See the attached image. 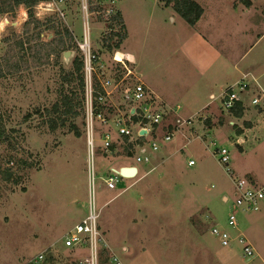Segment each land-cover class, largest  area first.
<instances>
[{
  "label": "rangeland",
  "instance_id": "rangeland-1",
  "mask_svg": "<svg viewBox=\"0 0 264 264\" xmlns=\"http://www.w3.org/2000/svg\"><path fill=\"white\" fill-rule=\"evenodd\" d=\"M195 1L206 11L204 18L213 20L209 24L202 20L196 29L156 3L162 0H140L136 8L127 0L131 2L126 17L131 34L116 49L136 54L137 63L136 73L123 80V85L142 79V73L150 86L179 93L192 88L194 73L201 72L214 82L211 90L217 96L225 87L220 83L244 74L252 80L251 89L243 94L249 100L256 92L254 80L264 85V0H250V4L244 0ZM46 2L34 7L41 22L38 27L30 24L25 30L23 6L0 15V121L5 132L0 141V264H88L87 244L72 248L63 244L67 231L87 211L89 147L83 98L77 79L69 80L67 75L79 52L74 39H64L67 48L52 53L45 45L65 29L80 38L82 15L78 0L49 7ZM110 5L111 0H104L105 8ZM57 8L65 12V18L56 15ZM89 32L100 57L94 86L107 76H122L126 70L113 59V48L106 44L109 29L96 12L90 14ZM116 58L120 59L119 53ZM64 96L71 98L76 114L66 115L62 106L54 107ZM211 100L209 111L193 114V120L180 126L190 142L178 149L176 143L185 140L177 133L175 141L161 143L150 164H138L139 173L123 180L128 188L107 190L102 179L95 180L96 185L100 183L96 188L97 227L103 242L98 244L97 264H264V211L237 213V229L255 250L249 261L236 241L222 246L210 232L216 224L232 237L238 233L227 225L235 179L245 177L264 184V103L247 108L232 130L227 121L234 118L222 116L229 112L218 99ZM111 108L104 112L108 122L94 120L93 127L94 171L104 176L112 169L135 166L134 152L126 154L114 129L115 121L127 120L129 113ZM204 113L212 118L205 119ZM175 116L158 133L175 125ZM216 118L223 119L222 128ZM210 119L215 121L208 125ZM246 123L254 128L245 130ZM238 129L250 132L241 147L229 143L238 136ZM108 131L113 149L103 147V133ZM212 141L229 148L228 164L219 160ZM174 145L177 153H172ZM189 158L194 164H187Z\"/></svg>",
  "mask_w": 264,
  "mask_h": 264
},
{
  "label": "built area",
  "instance_id": "built-area-1",
  "mask_svg": "<svg viewBox=\"0 0 264 264\" xmlns=\"http://www.w3.org/2000/svg\"><path fill=\"white\" fill-rule=\"evenodd\" d=\"M67 0H48L46 3L49 6H54L58 4H63ZM90 0H78L79 9L82 15V34L80 38H76L73 34V39L75 40L76 48L79 52L80 59L82 60V73L84 78V98H83V111H84V121L86 124L87 132V143L89 147L88 152V183H87V211L86 214L78 221L76 224L67 231L63 238V244L66 247L72 248L76 245L87 244L89 250V256L85 258L88 264H97L98 259V244L102 242V235L97 227V220L99 217V211L96 206V188L100 186L95 184V180L102 179V183L105 189L114 191H123L127 186H123V180L129 179L120 174L119 170L112 169L110 174L106 176L102 174H96L94 171V151H93V127L94 120H99L101 123H107L108 119L104 115L102 109L97 110L96 104L101 105L105 108L107 100L106 87L109 86L110 81L108 79L100 82V88L102 91H95V86L93 84V74L96 70V64L99 60V55L94 51L91 43V37L89 32V17L91 14L89 8ZM104 0H101V5L103 6ZM115 0H111V5L105 8L103 11V18H107L115 13L113 10V4ZM56 15L65 18V12L57 8ZM115 30V29H113ZM115 60L122 62V58H116V54L113 56ZM127 58V57H126ZM123 63V62H122ZM131 73V71H127ZM250 78V75H249ZM248 78V75H242L240 79L235 82L225 86L217 96H212L211 99H218L222 109L230 112L237 103L243 102V94L248 92L251 87L252 80ZM254 85L256 86V92L252 94L250 98V103L252 105H260L264 103V88L258 85L257 81L254 80ZM147 88L142 82H135L131 86H128L124 92V100L128 106L129 113V124L123 125L116 122V132L121 136H126V144L130 145V150L134 152L133 160L135 166L138 164H150L152 162V155L160 148L161 143H166L169 141H175L177 139V133L182 136L181 145L176 143L178 149H182L184 145H187L191 137L184 134L180 130V126L183 123H189L193 120L192 117L188 119L175 120V125L170 129L158 133L157 126L161 125L165 117L171 108L166 105H156L152 104V101L148 100ZM200 115V114H199ZM131 116L136 117V121H132ZM200 117V116H199ZM146 129L144 134H151V137L147 141H140L141 136L140 130ZM112 139L111 133L104 132L102 143L103 147L107 148L110 145V140ZM215 145V153L221 162L229 163V148L226 145H217L215 141L211 142ZM230 145H242L244 143V137L238 135L235 136ZM176 145L172 147V153H177ZM188 165L194 164L193 159L187 160ZM136 173L135 175H137ZM133 178V177H130ZM225 200H229L227 197ZM264 211V184H257L253 182L250 178L241 177L234 180V197L230 205V211L227 216V225L237 229V213L238 212H260ZM238 231V229H237ZM212 235L218 238L222 246H230L232 241H236L241 245L242 254L246 260H251L255 257V250L251 243L249 242L247 236L238 231L236 236L232 237L229 232L224 228L214 225L211 228ZM103 244V242L101 243ZM42 257V255H39ZM112 259H116L113 258ZM117 263L119 261H116Z\"/></svg>",
  "mask_w": 264,
  "mask_h": 264
},
{
  "label": "crops",
  "instance_id": "crops-1",
  "mask_svg": "<svg viewBox=\"0 0 264 264\" xmlns=\"http://www.w3.org/2000/svg\"><path fill=\"white\" fill-rule=\"evenodd\" d=\"M128 1H130V0H128ZM131 1H132V4L135 5V8L137 6H139L138 3L140 2V0L139 1L138 0H131ZM135 2H136V4H135ZM162 2H160V3L159 2H156V3L159 4L161 7H163V9L167 10L170 14H172V12L175 13V11L173 10L172 7H170L168 5L162 6V5L165 4L164 2L163 3ZM128 4L131 5V2L130 3H127V0H120V1L118 0V3L115 6H113V7H115V10L114 11L115 12H118L121 15L122 20H123V24H124V30H123L124 36L121 37V39L119 40V45H124L126 43V41L129 39V36L131 34V33H128V25L129 24H128V20L126 18L128 16V13H129L128 12V7H127ZM19 6H23V5H19ZM229 11L230 12L233 11L232 8H230ZM205 15H206V11L203 10V13H202L200 19L195 24H193V25H189L188 24V26H190L191 28L196 29V27L199 25V23H201L202 20L204 21V19H205L204 16ZM205 20H206V24H209V22L212 19H211V17H209L208 19H205ZM219 20H220V18L217 15L216 21L218 23H219ZM170 21L174 22L175 21L174 17H171L170 16ZM111 43H112L111 45H112V48H113V51H114V55L116 53H119L120 54V57L122 58V62L123 63L120 62V61H118V60H115V61L120 62L121 65L124 67V69L126 71L123 72V75L122 76H118L115 79L114 78H111L109 76H107V77L104 78V80L105 79H108L110 81V84H109V86H107L105 88L106 89V92H107V100H106L105 109L103 111H107V110L108 111H111L112 110L111 106L112 107H115L118 111H121L122 109H124V110L127 111L128 110V106H127V103L125 102L123 96H124L125 89L128 87V85H123L122 81L125 80L128 76L134 75L136 73V65L135 64L137 63V56H136V54H133V53H131L129 51L122 52V51L116 49L114 47V44L116 43L114 39L111 41ZM92 47H93V45H92ZM93 49L98 54V51L95 50V48H93ZM190 64H191V66L195 67L191 62H190ZM235 65L236 64H234V66ZM128 70L131 71V73H127ZM139 76L140 77L142 76V79L138 77L139 79L137 78V82H142L145 85V87L148 89L147 90L148 100L149 101H152V104H156V105L162 104V105H166V106H168V107L171 108V112H169L167 114V116L163 120L162 124L159 125V126H157V130H156L157 132H158L159 129H163L164 126L166 127L169 124H171L172 121H173V118L176 117L175 115L178 116L177 118L184 120V119L190 118L191 116H193V114H197V113L200 114L201 112L203 113V111H209V109L213 105V104H211L213 102L211 100V97L212 96H216V95H214V91L211 90L212 89V86L214 85V82L211 81L210 78L208 79L207 76H206V74L201 73V72L194 73L193 76L195 78V81H194V83H192V85H193L192 88H190V89H183V91H181L179 93L173 92L172 94H170V91L169 92L164 91V88L150 86V84H148V81L145 82L143 80L144 75L142 73H141V75L139 74ZM236 80H238V79H236ZM236 80H233V81L231 79L230 80H225V81H223L224 83L222 82L220 84H221V86L223 88L224 86H227V85L233 83ZM102 81H100V82H102ZM99 86H100V83H99ZM260 86H261V88H264V85L260 84ZM203 99H205L207 101L205 103L199 105V108H195L194 107L195 104H199L201 101H203ZM245 102H247V103H245ZM240 104L243 107V114L246 112L247 108H249V107L252 109V108H255L257 106H261V105H257V106L256 105H252L250 103V99L249 100H244ZM205 115H206V118L205 119H208L209 117L212 118V114H208V116H207V114H205ZM227 115H230V116H232V118H234V120L228 118V121L227 122L232 126L231 129L232 130H235V128L237 127V126H235L236 123H237V120L241 119L243 115L241 117H235V116H233L229 112L227 114L223 113L222 116H224L225 118H227ZM105 116H106L107 119L109 118L107 115H105ZM261 116H262V114H261ZM262 117H264V116H262ZM212 120H214V119L208 120L207 121L208 122L207 124L208 125L209 124H212V122H211ZM216 120H218L220 122V125H217V126L220 127V128H222L224 126V124L222 122L223 119L222 118H220V119L219 118H216ZM257 120L260 121L259 116L257 117ZM128 121H129V118L127 120L124 119V118H122V117H120V118L117 119V122L120 123V124H123V125H126ZM114 125H116V123H114ZM217 126H213L212 129L215 128V127H217ZM253 128L254 127H251L250 126V127H246L245 130L250 131ZM114 129L116 131V127L115 126H114ZM249 133L250 132L240 133V136L244 137V143L247 140H249ZM192 135H194V134L192 133ZM144 137H145L144 140L147 141L151 137V134L149 135V134L146 133V134H144ZM245 138H246V141H245ZM122 139H125V137H123L121 135L116 137V141H121L122 142ZM244 143L242 145H239V146L240 147L241 146H244ZM157 155L158 154H153L152 155V158L153 157H157ZM125 165H128V164H125ZM136 168H137V172L139 173V170L140 169H139L138 165H136ZM128 180H130V179H125L124 182H126ZM226 197L227 196H223V199L225 200Z\"/></svg>",
  "mask_w": 264,
  "mask_h": 264
},
{
  "label": "trees",
  "instance_id": "trees-1",
  "mask_svg": "<svg viewBox=\"0 0 264 264\" xmlns=\"http://www.w3.org/2000/svg\"><path fill=\"white\" fill-rule=\"evenodd\" d=\"M41 1L45 0H0V15H4L6 13H13L14 10L19 6L23 5L24 8L27 11V20L25 21V30L28 29V26L30 24L33 25V27H38L41 25V22L36 19L35 13H34V7L36 4H38ZM164 1L165 5L171 4L173 10L179 14L180 17L183 18L185 22H187L189 25H193L201 16L203 9L202 7L195 1V0H162ZM247 4H250V0H244ZM101 0H90L89 1V8L91 12H96L98 14L99 19H102L103 22H105V26L109 29L110 36L106 39L107 47H112L111 41L114 38H117L118 40L114 44V47H118L119 40L121 37L124 36V24L121 15L118 12H115L111 16L107 18H103V11L104 7L100 4ZM115 29V30H113ZM38 35V33H37ZM56 38L48 41L45 45L49 48V53L57 51L59 48L62 50H65L67 48V45L65 46V41H71L73 40V35L70 30L65 29L62 33L57 32ZM23 42L21 41L19 45L22 46ZM82 60L80 59L79 55H75L71 60V69L68 71L69 80L77 79L78 81V87L80 88V91L82 92V98H84V78L82 73ZM0 73H1V67H0ZM1 75V74H0ZM69 82V81H68ZM95 91H102L99 84L95 83ZM83 100V99H82ZM71 98L68 96H64L61 99L60 104H55L54 107L59 108L62 106V113L68 115L70 113L76 114L73 110V105L71 103ZM96 109H104L103 106L96 104ZM108 111V110H107ZM106 113V111H104ZM230 113L235 117H241L243 115V107L240 103H237L235 107L230 111ZM78 115V114H77ZM132 121H136L135 116H131L130 118ZM127 124H129L127 122ZM247 127L250 125L249 123H246ZM241 130L238 129L236 134L239 133L240 135ZM125 139H122V142L124 143V150L126 151V154L128 156H132V151L130 150V145H127L125 142L127 140L126 136ZM5 138V132L1 125L0 121V141H2ZM145 137L141 136L140 141H145ZM110 149L114 148V145H109Z\"/></svg>",
  "mask_w": 264,
  "mask_h": 264
},
{
  "label": "water",
  "instance_id": "water-1",
  "mask_svg": "<svg viewBox=\"0 0 264 264\" xmlns=\"http://www.w3.org/2000/svg\"><path fill=\"white\" fill-rule=\"evenodd\" d=\"M145 132L146 129L143 128L139 133L144 134ZM119 172L121 175L130 178L135 176V174L137 173V168L135 166H124L120 167Z\"/></svg>",
  "mask_w": 264,
  "mask_h": 264
}]
</instances>
